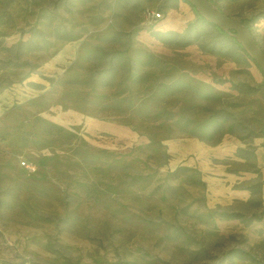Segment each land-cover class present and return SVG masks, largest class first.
Listing matches in <instances>:
<instances>
[{"label":"rangeland","instance_id":"obj_1","mask_svg":"<svg viewBox=\"0 0 264 264\" xmlns=\"http://www.w3.org/2000/svg\"><path fill=\"white\" fill-rule=\"evenodd\" d=\"M0 264H264V73L185 0H0Z\"/></svg>","mask_w":264,"mask_h":264},{"label":"water","instance_id":"obj_2","mask_svg":"<svg viewBox=\"0 0 264 264\" xmlns=\"http://www.w3.org/2000/svg\"><path fill=\"white\" fill-rule=\"evenodd\" d=\"M205 21L231 35L264 73V51L254 40L249 28L239 19L224 14L211 0H185Z\"/></svg>","mask_w":264,"mask_h":264},{"label":"built area","instance_id":"obj_3","mask_svg":"<svg viewBox=\"0 0 264 264\" xmlns=\"http://www.w3.org/2000/svg\"><path fill=\"white\" fill-rule=\"evenodd\" d=\"M160 17H161V14L159 12H154V11H148L146 15V19L149 23H153L154 21L158 20V18ZM23 165H25V163ZM25 166H28V165H25Z\"/></svg>","mask_w":264,"mask_h":264},{"label":"crops","instance_id":"obj_4","mask_svg":"<svg viewBox=\"0 0 264 264\" xmlns=\"http://www.w3.org/2000/svg\"><path fill=\"white\" fill-rule=\"evenodd\" d=\"M191 144H192L193 146H194V145H195V146H199V147L202 146V145H200L199 143H198L199 145H197V144H195L194 142H191Z\"/></svg>","mask_w":264,"mask_h":264},{"label":"trees","instance_id":"obj_5","mask_svg":"<svg viewBox=\"0 0 264 264\" xmlns=\"http://www.w3.org/2000/svg\"><path fill=\"white\" fill-rule=\"evenodd\" d=\"M198 14V13H197ZM199 16V15H198ZM242 23H244L245 24V22L243 21V20H240ZM246 25V24H245ZM247 26V25H246Z\"/></svg>","mask_w":264,"mask_h":264}]
</instances>
